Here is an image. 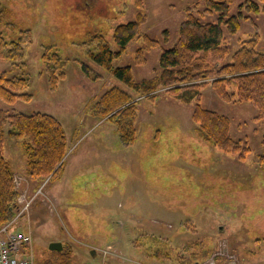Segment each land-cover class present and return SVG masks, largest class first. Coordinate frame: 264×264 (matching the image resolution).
Here are the masks:
<instances>
[{"label":"rangeland","instance_id":"obj_1","mask_svg":"<svg viewBox=\"0 0 264 264\" xmlns=\"http://www.w3.org/2000/svg\"><path fill=\"white\" fill-rule=\"evenodd\" d=\"M246 1L231 0L229 16L241 10L245 17L237 31L223 26V46L228 48L225 57L217 60L213 52L197 54L209 65L231 63L242 42L256 33L257 48L264 52V6L259 13H250L241 7ZM145 3L147 18L140 37L149 34L161 47L146 53L147 62L140 64L135 59V51L143 45L139 37L115 60L117 66L132 65L139 81L159 72L161 50L178 40L188 6H197L193 10L203 21H216L219 16V12H206L205 0ZM0 5L6 10L3 20L16 27L5 32L7 37L24 28L32 31V41L25 45V60L34 73L30 88L25 90L33 99L9 104L0 98V107L54 115L71 148L61 176L50 187L63 221L36 197L28 213L12 227L15 230L19 224L21 230L32 233L35 260L50 258L49 244L62 241L65 248H73L76 264H176L149 254V239L143 236L147 233L170 238L174 247L202 240L212 255L218 254L216 264H264V164L260 165L258 157L264 119L255 120L258 109L254 102H228L211 85L202 89L201 104L229 116L233 137L249 141L252 150L244 160L202 141L191 118L196 101L181 103L167 95L166 88L157 91L158 99L141 100L137 139L124 145L110 121L91 117L87 110L92 100L109 88H129L87 58L83 41L92 31L100 30L112 47L118 48L113 32L118 24L135 18L134 0H0ZM0 28L8 29L3 24ZM165 30H169L167 42ZM45 44H56L71 58L67 78L56 90L51 89L46 75H38ZM82 62L95 66L101 77L86 76ZM11 66L12 61L0 56V75ZM5 156L18 176L26 178L21 139L8 137ZM32 193V189L28 191ZM107 249L110 253L102 255Z\"/></svg>","mask_w":264,"mask_h":264},{"label":"trees","instance_id":"obj_2","mask_svg":"<svg viewBox=\"0 0 264 264\" xmlns=\"http://www.w3.org/2000/svg\"><path fill=\"white\" fill-rule=\"evenodd\" d=\"M205 3L207 13L219 12L217 20L203 21L193 10L197 6H188L185 10L186 17L178 29V40L171 47H163L159 57L160 70L151 78L139 81L134 77L132 65H115V60L127 50L128 44L141 35V27L147 18L145 0H134L135 18L116 26L113 39L118 48H113L100 30L92 31L83 41L87 58L118 78L134 93L115 85L99 98L93 99L87 110L91 117L110 121L124 145H131L137 139L141 100L158 99L161 96L157 91L166 88L167 95L181 103L196 101L191 118L196 123L195 131L202 141L238 154L243 160L251 152L247 139L233 137L230 117L204 107L201 97L202 89L211 85L225 101L254 102L258 109L255 120L264 119V52L257 48L259 34L256 33L254 37L242 42L241 47L233 54L231 63L209 65L203 56L197 54L213 52L214 58L223 59L228 52V48L223 46V26L233 32L237 31L245 15L240 10L237 15L229 16L231 0H205ZM261 5L264 6V0H247L241 7H247L250 13H259ZM5 13L4 6L0 5V24L8 28H0V56L12 61V66L9 71L0 75V98L9 104L28 102L33 99V94L25 90L30 88L34 73L28 69L29 62L25 60V45L32 41V31L24 28L16 35L7 37L5 32L13 31L16 27L3 20ZM164 33L167 42L169 30ZM142 39L143 45L135 51V59L138 63L145 64L146 53L161 47V42L146 33ZM77 58L73 60L77 61ZM40 60L38 75H46L51 89L56 90L67 78V67L71 58L64 56L56 44H45ZM80 67L89 78L101 77L91 64L82 62ZM16 70H21V73L15 72ZM262 128V152L258 156L260 165L264 164V126ZM8 137L21 139L26 159L25 176L37 183L47 177H50V181L57 180L64 170L69 151L65 129L54 115L40 111L24 113L15 108L0 107V228L13 221L21 209L18 202L20 192L15 183L17 171L5 156ZM12 225H17V221ZM18 226L15 230L23 227L19 224ZM143 236L149 239V254L163 260H172L176 264H201L213 252L202 240L174 247L168 237L147 233ZM136 244L140 245L139 242ZM51 252L50 258L35 260V264H76L71 246Z\"/></svg>","mask_w":264,"mask_h":264},{"label":"built area","instance_id":"obj_3","mask_svg":"<svg viewBox=\"0 0 264 264\" xmlns=\"http://www.w3.org/2000/svg\"><path fill=\"white\" fill-rule=\"evenodd\" d=\"M22 179L21 176H15L18 189L22 184ZM49 179L47 177L32 195H29L25 189L22 192L20 191L18 202L21 204V209L18 215L13 221L0 228V264H35L32 233L30 231L14 230L12 224L22 214L28 212L36 197H42L51 207L55 208L54 202L45 191ZM103 253L106 255L108 251L105 250ZM217 256L218 254L214 253L212 258Z\"/></svg>","mask_w":264,"mask_h":264},{"label":"crops","instance_id":"obj_4","mask_svg":"<svg viewBox=\"0 0 264 264\" xmlns=\"http://www.w3.org/2000/svg\"><path fill=\"white\" fill-rule=\"evenodd\" d=\"M192 111H193V109H192ZM75 146V145H74ZM77 147V146H76ZM69 149H71V148H69ZM70 151V150H69ZM69 151H68V153H69ZM56 181V180H55ZM55 181H51L50 182V184H49V186H47L46 187V192H47V194H48V196L52 199V201L54 202V204H56V206L58 207V203L56 202V199L54 198V196L50 193V187H51V183L52 182H55ZM23 190L25 189V190H27V193H28V191L29 190H35L34 188H36V187H38V185L36 184V182L35 181H32L31 179H29V178H27V176H26V178H24L23 177ZM43 200V202L51 209V207H50V205L48 204V202L47 201H45L44 199H42ZM59 208V207H58ZM52 210V209H51ZM54 212H55V210H53ZM52 211V212H53ZM57 215V214H56ZM64 214H62V213H60L59 212V214L57 215V219H59V221H63V219H64ZM30 222V221H29ZM210 264H216L215 262H211Z\"/></svg>","mask_w":264,"mask_h":264},{"label":"water","instance_id":"obj_5","mask_svg":"<svg viewBox=\"0 0 264 264\" xmlns=\"http://www.w3.org/2000/svg\"><path fill=\"white\" fill-rule=\"evenodd\" d=\"M64 245H63V242L62 241H52L50 244H49V249L50 250H56V251H61L63 249ZM92 252V255L93 256H96L97 255V250L95 248H93L91 250Z\"/></svg>","mask_w":264,"mask_h":264}]
</instances>
